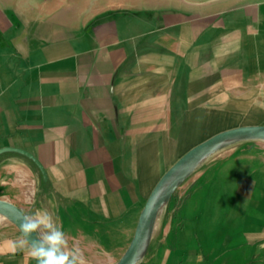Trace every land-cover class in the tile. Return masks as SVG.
<instances>
[{
	"label": "crops",
	"instance_id": "crops-1",
	"mask_svg": "<svg viewBox=\"0 0 264 264\" xmlns=\"http://www.w3.org/2000/svg\"><path fill=\"white\" fill-rule=\"evenodd\" d=\"M264 125V0H0V200L46 210L86 264H115L164 174ZM206 159L138 264H264V145ZM161 211V212H162ZM160 215V214H159ZM20 229L0 214V264ZM30 244V243H29Z\"/></svg>",
	"mask_w": 264,
	"mask_h": 264
},
{
	"label": "water",
	"instance_id": "water-1",
	"mask_svg": "<svg viewBox=\"0 0 264 264\" xmlns=\"http://www.w3.org/2000/svg\"><path fill=\"white\" fill-rule=\"evenodd\" d=\"M244 141H264V125L241 126L220 132L197 145L178 160L160 179L150 194L138 220V224L127 250L115 264H138L145 256L161 211L170 201L176 189L210 156L232 144ZM4 151H15L33 160L45 176L40 162L21 148L5 147ZM0 214L12 221L18 228L22 217L27 215L17 206L0 200ZM26 239L31 244L37 240L35 233Z\"/></svg>",
	"mask_w": 264,
	"mask_h": 264
},
{
	"label": "clouds",
	"instance_id": "clouds-1",
	"mask_svg": "<svg viewBox=\"0 0 264 264\" xmlns=\"http://www.w3.org/2000/svg\"><path fill=\"white\" fill-rule=\"evenodd\" d=\"M21 237L11 242L10 250L28 249V254L36 264H86L81 248L69 245V240L61 227L57 226L46 210L24 215L19 225ZM35 233L37 240L29 244L26 237Z\"/></svg>",
	"mask_w": 264,
	"mask_h": 264
},
{
	"label": "rangeland",
	"instance_id": "rangeland-1",
	"mask_svg": "<svg viewBox=\"0 0 264 264\" xmlns=\"http://www.w3.org/2000/svg\"><path fill=\"white\" fill-rule=\"evenodd\" d=\"M250 144H252L253 146L254 145H264V142L263 143L253 142V143H250ZM165 212H167V211H165V210H164V212L162 211L159 216L161 217Z\"/></svg>",
	"mask_w": 264,
	"mask_h": 264
}]
</instances>
